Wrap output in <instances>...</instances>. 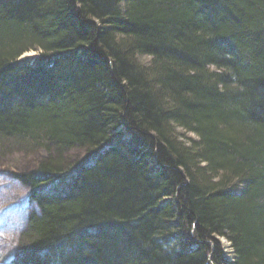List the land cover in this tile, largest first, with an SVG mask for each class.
Segmentation results:
<instances>
[{"label": "trees", "instance_id": "16d2710c", "mask_svg": "<svg viewBox=\"0 0 264 264\" xmlns=\"http://www.w3.org/2000/svg\"><path fill=\"white\" fill-rule=\"evenodd\" d=\"M13 149L46 156L2 264H264V0H0Z\"/></svg>", "mask_w": 264, "mask_h": 264}, {"label": "rangeland", "instance_id": "374dc122", "mask_svg": "<svg viewBox=\"0 0 264 264\" xmlns=\"http://www.w3.org/2000/svg\"><path fill=\"white\" fill-rule=\"evenodd\" d=\"M123 5V4H122ZM121 5V6H122ZM40 49H30L22 53L21 57L35 55ZM150 56H139L141 64L145 65L150 61ZM178 131L185 133L178 128ZM194 136L192 133H185V137ZM86 152L85 147H74L63 157L64 164L72 162L75 158ZM46 156L44 150L33 152H18L13 149L9 153L0 152V264L10 258L15 246L18 243V227L23 221L27 212L28 190L26 186L19 183L14 172H21L33 168ZM222 243L224 253L230 260L233 259V248L227 236H217Z\"/></svg>", "mask_w": 264, "mask_h": 264}, {"label": "bare ground", "instance_id": "6f19581e", "mask_svg": "<svg viewBox=\"0 0 264 264\" xmlns=\"http://www.w3.org/2000/svg\"><path fill=\"white\" fill-rule=\"evenodd\" d=\"M18 152H21V151L18 150ZM84 154H85V153H84ZM84 154H83V155H84ZM83 155L80 156V157H77V158H75V159H78V158L80 159V158L83 157ZM75 159H74V160H75ZM68 166H70V164H69V165H66V167H68ZM33 168H34V167H33ZM73 168H74V165L72 166V169H73ZM31 169H32V168H30L29 170H31ZM14 250H15V248H14ZM14 250H12V251L14 252Z\"/></svg>", "mask_w": 264, "mask_h": 264}]
</instances>
